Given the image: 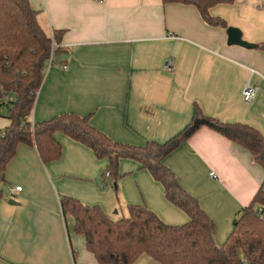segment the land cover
Returning a JSON list of instances; mask_svg holds the SVG:
<instances>
[{"label": "crops", "instance_id": "crops-1", "mask_svg": "<svg viewBox=\"0 0 264 264\" xmlns=\"http://www.w3.org/2000/svg\"><path fill=\"white\" fill-rule=\"evenodd\" d=\"M29 1L46 33L59 38L53 43L56 57L46 64L34 121L65 113L89 116L113 141L144 146L182 131L197 105L206 116L246 123L264 135V0L214 4L209 13L220 24L206 22L194 4L162 0ZM229 27L254 46L230 44ZM168 60L172 70L165 68ZM248 84L258 87L252 103L242 94ZM7 125L5 118L0 129ZM56 137L62 145L59 160L44 164L36 147L21 143L5 169L0 264H98L85 237L74 231V218L62 213L63 195L99 205L115 220L129 204L148 206L166 223L189 220L140 162L121 157L120 177L113 182L112 175H103L107 158L98 159L91 147L63 132ZM162 163L213 219L218 245L264 180V169L249 150L208 125ZM17 185L22 190L10 196L8 188ZM134 264L158 263L142 255Z\"/></svg>", "mask_w": 264, "mask_h": 264}, {"label": "trees", "instance_id": "trees-1", "mask_svg": "<svg viewBox=\"0 0 264 264\" xmlns=\"http://www.w3.org/2000/svg\"><path fill=\"white\" fill-rule=\"evenodd\" d=\"M162 1L194 4L206 22L220 24L222 21L213 17L209 8L229 0ZM38 15L29 0H0V96H13L9 105L0 103V109L7 110L4 118L9 120V125L0 129V182L21 143L36 147L44 164L59 160L62 145L56 134L63 132L91 147L98 159L107 158V169L115 175L121 157L139 159L162 184L166 199L189 217L186 223L170 224L144 204H129L127 215L115 220L99 205L61 196L62 213L74 218V231L85 237L86 248L98 264H134L142 255L158 264H264V180L227 240L218 245L213 219L162 163V158L192 132L208 125L249 150L264 169V135L246 123H223L206 116L197 105L192 123L182 131L164 143L152 141L144 146L113 141L89 123V116L65 113L34 121L33 110L51 47L59 41L56 35L52 39L46 33ZM260 46L264 48V44ZM255 207H261V213Z\"/></svg>", "mask_w": 264, "mask_h": 264}, {"label": "built area", "instance_id": "built-area-1", "mask_svg": "<svg viewBox=\"0 0 264 264\" xmlns=\"http://www.w3.org/2000/svg\"><path fill=\"white\" fill-rule=\"evenodd\" d=\"M51 38L53 39V35H51ZM53 51H54V44H52V47H51V58H50L51 64L53 62L52 61ZM173 67H174L173 60H168L167 63L165 64V68L167 70H172ZM251 71L255 72L254 69H251ZM242 94H243V98H244L246 103H252L258 94V87L256 85H253V84H248L244 87ZM11 100H13V96H11L9 94L4 95V96H0V103H3L5 106L9 105ZM105 175L110 176L111 175L110 171H106ZM212 176H215V174H212ZM21 190H22V186H20V185H17L15 187H9L8 188V194L13 197V195L15 193H17ZM255 209L258 211V213H261V211H262L261 207H255Z\"/></svg>", "mask_w": 264, "mask_h": 264}, {"label": "water", "instance_id": "water-1", "mask_svg": "<svg viewBox=\"0 0 264 264\" xmlns=\"http://www.w3.org/2000/svg\"><path fill=\"white\" fill-rule=\"evenodd\" d=\"M227 32L229 35V43L230 44H239V45H242L245 47H253L254 46V44L249 43L242 38V34H241V31L239 29H237L235 27H229L227 29ZM11 202L14 203L15 201L11 200Z\"/></svg>", "mask_w": 264, "mask_h": 264}, {"label": "rangeland", "instance_id": "rangeland-1", "mask_svg": "<svg viewBox=\"0 0 264 264\" xmlns=\"http://www.w3.org/2000/svg\"><path fill=\"white\" fill-rule=\"evenodd\" d=\"M56 48V45L54 44V49ZM56 54H57V50H56V52H54V54H53V61H54V58L56 57ZM7 114V110H5V109H0V123H4V120H5V118H4V116ZM133 160H135V161H138V162H140L139 161V159H137V158H132ZM106 171H108V169H107V166L104 168V170H103V175H104V173H106ZM111 172V171H110ZM102 175V176H103ZM111 175H112V179H113V182L115 181V179H117V178H119L120 177V175H119V173H118V175H115L114 173H111ZM113 184V183H112ZM126 205H127V203H125V206H124V208H126ZM125 215H127V211L124 213Z\"/></svg>", "mask_w": 264, "mask_h": 264}]
</instances>
